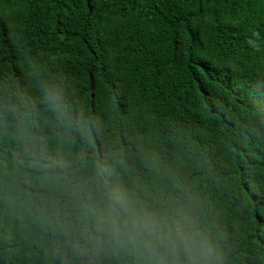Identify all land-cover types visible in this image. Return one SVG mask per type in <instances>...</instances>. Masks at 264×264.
I'll return each instance as SVG.
<instances>
[{"label": "trees", "instance_id": "obj_1", "mask_svg": "<svg viewBox=\"0 0 264 264\" xmlns=\"http://www.w3.org/2000/svg\"><path fill=\"white\" fill-rule=\"evenodd\" d=\"M30 72L101 111L97 145L137 171V137L178 161L225 236V264H264V0H0V82L37 95ZM14 146L0 139L16 166L0 197L30 208L0 264H78L46 218L61 192Z\"/></svg>", "mask_w": 264, "mask_h": 264}, {"label": "clouds", "instance_id": "obj_2", "mask_svg": "<svg viewBox=\"0 0 264 264\" xmlns=\"http://www.w3.org/2000/svg\"><path fill=\"white\" fill-rule=\"evenodd\" d=\"M29 75L37 95L0 82V139L16 144L48 190L61 192L62 199L50 200L46 218L64 238L66 254L78 264H225V236L178 161L137 137L147 175L137 171L123 149L97 145L102 112L93 108L92 116L75 103L63 77ZM15 172L7 151L0 174ZM7 196L0 197V242L19 223L14 214L22 218L30 208L23 211ZM43 200L38 187L36 205Z\"/></svg>", "mask_w": 264, "mask_h": 264}]
</instances>
